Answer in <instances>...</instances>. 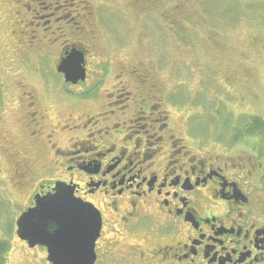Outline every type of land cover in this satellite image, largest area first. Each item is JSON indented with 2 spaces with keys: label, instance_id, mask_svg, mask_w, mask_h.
Masks as SVG:
<instances>
[{
  "label": "flooded vegetation",
  "instance_id": "1",
  "mask_svg": "<svg viewBox=\"0 0 264 264\" xmlns=\"http://www.w3.org/2000/svg\"><path fill=\"white\" fill-rule=\"evenodd\" d=\"M79 2V16L82 10L92 18L95 3ZM135 4L129 0L131 8ZM54 8L49 9L54 12ZM70 28H84L87 33L81 31L82 43L76 39L61 45L53 73L59 78L61 95L75 105L71 111L81 115L65 126L57 124V129L79 136L69 138L62 152L50 151L54 178L25 198L21 214L35 207L37 198L53 194L54 184L60 182L100 215L94 264H264V151L260 152L264 134L260 136V128L253 126L252 134L229 137L231 147L245 141L241 156L216 155L198 145L191 150L177 136L164 75L158 76L151 62L137 61L138 49L129 62L114 63L107 59L113 53L98 48L93 28L75 21ZM91 44L96 47L92 54L96 61L89 60ZM71 50L83 55L85 70L84 79L74 84L57 73ZM29 54L34 58L33 51ZM91 63L126 72V81L114 79L111 87L104 88L109 78L104 72L91 78L87 69ZM88 77L94 85H88ZM29 82L17 84L21 97L16 105L24 110L19 111L24 120L32 123L40 101ZM84 84L85 89L73 90ZM26 88L28 93H23ZM29 97V102H23ZM247 126L234 131H246ZM46 154L39 147L31 156L39 162L48 159Z\"/></svg>",
  "mask_w": 264,
  "mask_h": 264
},
{
  "label": "rangeland",
  "instance_id": "2",
  "mask_svg": "<svg viewBox=\"0 0 264 264\" xmlns=\"http://www.w3.org/2000/svg\"><path fill=\"white\" fill-rule=\"evenodd\" d=\"M79 1L0 0V241L8 244L6 264H49L45 249L29 248L17 238L15 222L25 198L54 178L50 151L62 152L69 138L79 136L57 129L77 120L81 111H71L75 105L61 95L53 73L61 45L84 41L86 29L70 28L74 21L95 30L98 48L114 54L108 60L129 62L138 49L136 60L151 62L158 76L164 75L177 136L191 150L198 145L216 155L241 156L245 141L231 147L229 137L251 117L264 119V0H135L132 8L129 0H91L92 18L82 10L79 16ZM95 48L91 44V61H96ZM87 69L91 78L105 73L104 88L114 79L126 81V72L111 67L91 63ZM24 81L40 101L32 123L16 105L21 97L16 86ZM87 81L94 85L95 80ZM260 145L264 151V136ZM39 147L47 160L31 156ZM23 172L28 176L15 175Z\"/></svg>",
  "mask_w": 264,
  "mask_h": 264
},
{
  "label": "water",
  "instance_id": "3",
  "mask_svg": "<svg viewBox=\"0 0 264 264\" xmlns=\"http://www.w3.org/2000/svg\"><path fill=\"white\" fill-rule=\"evenodd\" d=\"M83 55L71 50L60 61L57 71L65 82L83 80ZM54 194L36 199L16 221L17 237L30 248L44 247L50 264H93L94 244L100 231L98 212L76 200L71 189L56 183Z\"/></svg>",
  "mask_w": 264,
  "mask_h": 264
},
{
  "label": "trees",
  "instance_id": "4",
  "mask_svg": "<svg viewBox=\"0 0 264 264\" xmlns=\"http://www.w3.org/2000/svg\"><path fill=\"white\" fill-rule=\"evenodd\" d=\"M247 130L246 131H239V134H252L254 131H252V127H258L260 128V134H264V119L260 117H254L251 118L250 121L247 123ZM239 137V136H238ZM7 248L8 244L7 242L5 243L4 241H0V264H6V254H7Z\"/></svg>",
  "mask_w": 264,
  "mask_h": 264
}]
</instances>
